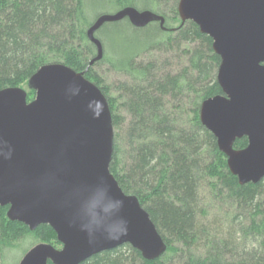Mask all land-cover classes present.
<instances>
[{
    "label": "trees",
    "instance_id": "obj_1",
    "mask_svg": "<svg viewBox=\"0 0 264 264\" xmlns=\"http://www.w3.org/2000/svg\"><path fill=\"white\" fill-rule=\"evenodd\" d=\"M177 2L0 0V89L24 88L30 101L34 91L27 80L41 65L59 62L83 72L100 88L111 113L109 170L121 190L138 199L166 244L154 260L123 244L79 264H264V177L239 184L215 137L200 123L201 102L222 93L216 81L220 59L194 22L181 23ZM127 6L162 16V25L156 20L136 27L126 18L104 23L95 32L102 57L90 65L96 47L88 26L97 15ZM183 45L191 48L183 50L186 60L175 71L143 61L151 51H178ZM98 64L127 78L116 88L118 96L96 74ZM118 99L124 121L116 112ZM246 144L243 136L233 147ZM202 188L208 189L207 208L200 207ZM7 208L0 206V264L25 241V249L37 242L60 246L49 225L30 230L9 220ZM208 213L212 217L205 221Z\"/></svg>",
    "mask_w": 264,
    "mask_h": 264
},
{
    "label": "water",
    "instance_id": "obj_2",
    "mask_svg": "<svg viewBox=\"0 0 264 264\" xmlns=\"http://www.w3.org/2000/svg\"><path fill=\"white\" fill-rule=\"evenodd\" d=\"M176 9L181 23L191 20L211 38L220 59L216 81L222 93L201 102L200 123L215 137L239 184L258 182L264 177V0H178ZM123 18L136 27L164 20L131 6L97 15L86 31L96 47L90 65L102 57L95 32ZM27 86L34 91L30 101L24 88L0 89V206H8L9 220L30 230L49 225L60 247L37 242L18 264H79L123 244L146 260L158 258L166 249L163 238L138 199L125 194L109 170L113 127L100 88L59 62L41 65ZM243 136L246 146L234 148ZM87 196L100 218L110 198L122 201L111 213L117 238L90 242L81 230L75 211Z\"/></svg>",
    "mask_w": 264,
    "mask_h": 264
},
{
    "label": "rangeland",
    "instance_id": "obj_3",
    "mask_svg": "<svg viewBox=\"0 0 264 264\" xmlns=\"http://www.w3.org/2000/svg\"><path fill=\"white\" fill-rule=\"evenodd\" d=\"M177 7V4H176ZM177 11V9H176ZM178 14V13H177ZM187 48L190 51L191 45H183L182 48H180V50L178 51H170V52H162V51H151L147 54H145L143 56V61H148V60H152L155 62L158 70H163L166 68L172 71H175L177 69V64L178 62H184L186 60V56L184 57L183 55H185L183 53V50ZM94 70L96 72L97 75H99L102 79H103V83L104 85H106L108 87L109 93L110 95L116 97L119 95V93L117 92L116 88L119 86L120 83L122 82H126L127 78L125 76H123L122 74H118L116 72H113L109 66L107 64H98L94 67ZM120 102V104H119ZM122 101L121 100H117V106L118 109H116L119 113L120 116L123 117V121L125 119V112H124V108L121 106ZM122 121V122H123ZM126 121V120H125ZM125 125V122L123 123ZM120 133V131H119ZM121 135V133H120ZM210 198L208 197V189L206 188H202L201 189V201H200V207L201 208H207L209 203H210ZM213 211H216V209H214ZM212 213H208L205 217V221H209ZM29 241H25L23 243H21V245H19L17 247V249H15V251H12L9 254L8 257V263L7 264H18L19 260L21 259V257L23 256V254L31 247L28 246L25 249V244H27ZM33 246V245H32ZM25 250V251H24Z\"/></svg>",
    "mask_w": 264,
    "mask_h": 264
},
{
    "label": "clouds",
    "instance_id": "obj_4",
    "mask_svg": "<svg viewBox=\"0 0 264 264\" xmlns=\"http://www.w3.org/2000/svg\"><path fill=\"white\" fill-rule=\"evenodd\" d=\"M103 179V177H99V180L101 182H103ZM110 199L111 203H109L103 209L104 213H106L103 218H100L99 213L94 211L93 208L89 206V196L83 199L76 208L75 215L77 221L80 224L81 230L86 231L88 233L90 242L94 241L100 236H103L107 239L117 238L112 232L111 213L113 212V210L119 211V208L122 205V201L117 198Z\"/></svg>",
    "mask_w": 264,
    "mask_h": 264
},
{
    "label": "flooded vegetation",
    "instance_id": "obj_5",
    "mask_svg": "<svg viewBox=\"0 0 264 264\" xmlns=\"http://www.w3.org/2000/svg\"><path fill=\"white\" fill-rule=\"evenodd\" d=\"M60 247V246H59Z\"/></svg>",
    "mask_w": 264,
    "mask_h": 264
}]
</instances>
